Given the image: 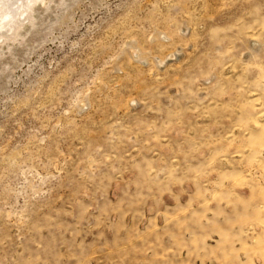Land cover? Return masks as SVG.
Here are the masks:
<instances>
[{
	"label": "rangeland",
	"instance_id": "1",
	"mask_svg": "<svg viewBox=\"0 0 264 264\" xmlns=\"http://www.w3.org/2000/svg\"><path fill=\"white\" fill-rule=\"evenodd\" d=\"M17 22L0 264H264V0H38Z\"/></svg>",
	"mask_w": 264,
	"mask_h": 264
},
{
	"label": "bare ground",
	"instance_id": "2",
	"mask_svg": "<svg viewBox=\"0 0 264 264\" xmlns=\"http://www.w3.org/2000/svg\"><path fill=\"white\" fill-rule=\"evenodd\" d=\"M37 1L38 0H0V31L2 27L10 26V31L12 30V34L15 35L20 28L17 22V16L22 12L30 14L33 5H35ZM27 17H30V19L32 18L29 15ZM1 35L4 34L1 33Z\"/></svg>",
	"mask_w": 264,
	"mask_h": 264
}]
</instances>
